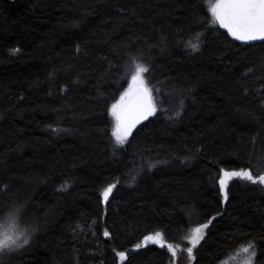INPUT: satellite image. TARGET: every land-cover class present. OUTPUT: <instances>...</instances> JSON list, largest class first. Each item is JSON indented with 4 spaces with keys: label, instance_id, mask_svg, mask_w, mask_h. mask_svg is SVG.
I'll return each instance as SVG.
<instances>
[{
    "label": "trees",
    "instance_id": "trees-1",
    "mask_svg": "<svg viewBox=\"0 0 264 264\" xmlns=\"http://www.w3.org/2000/svg\"><path fill=\"white\" fill-rule=\"evenodd\" d=\"M208 9L0 0V224L29 237L0 264H220L250 243L264 264V185L234 177L225 200L219 183L264 174V42L232 40ZM137 63L157 113L117 145L110 109ZM156 233L163 247H136Z\"/></svg>",
    "mask_w": 264,
    "mask_h": 264
},
{
    "label": "snow or ice",
    "instance_id": "snow-or-ice-1",
    "mask_svg": "<svg viewBox=\"0 0 264 264\" xmlns=\"http://www.w3.org/2000/svg\"><path fill=\"white\" fill-rule=\"evenodd\" d=\"M208 10L211 12L212 23L219 24L224 29H227L228 33L236 40L243 42L264 41V0H215L214 3L209 0ZM189 46L193 50L199 49L198 43L190 44ZM12 52L17 53L19 49H13ZM134 67L135 71L131 75V81L128 87L119 95V99L111 105L110 109L115 122L112 135L115 137L117 145L126 144L132 135L133 129L141 121L147 120L157 113V105L153 97L154 89L149 86V82L145 77V74L149 72V68L139 63L135 64ZM157 91L159 90L157 89ZM149 167H155V165L149 164ZM234 177H239L252 184L264 185V174L253 175L251 169H241L238 171L223 170V177L219 179V183L221 188L225 189V200L228 199L226 191L227 181ZM115 187L116 184H110L103 189L101 195L105 204L108 202L109 196ZM207 227L208 224H202L193 229L190 237L193 247L202 239L203 231ZM110 235L107 230L104 231V236ZM162 236V233H156L157 238L162 239ZM144 239L145 241L153 240V237L146 236ZM28 242L29 237L26 233H18L14 227L0 226V251L5 249L10 251L15 250L23 247ZM161 246L163 247L164 245L161 244ZM136 247L139 248L140 245L137 244ZM167 247L172 249L171 244L167 245ZM254 248L255 246L252 243L244 248L245 252L250 253V259L245 264H252V261L255 259L256 252ZM172 250L174 253L175 250ZM192 251V247L187 249L189 254ZM117 255L121 260H124L127 254L121 251Z\"/></svg>",
    "mask_w": 264,
    "mask_h": 264
},
{
    "label": "rangeland",
    "instance_id": "rangeland-1",
    "mask_svg": "<svg viewBox=\"0 0 264 264\" xmlns=\"http://www.w3.org/2000/svg\"><path fill=\"white\" fill-rule=\"evenodd\" d=\"M153 97H154V102L156 100V97L155 95L153 94ZM223 177V176H222ZM232 178H230L228 181H227V185L228 183L230 182ZM225 191V189H223ZM113 192V191H112ZM112 193L110 194L109 196V199L111 197ZM108 199V200H109ZM8 219H6L5 221H7ZM15 223L11 222L10 221H7L6 224L2 225L0 224V226H4V227H14L15 230H16V227L14 225ZM18 233H20V231H16ZM153 237V240H148V241H143L141 244H140V247L142 246H145L147 244H150V243H155V244H158V245H161L163 244V241L162 239L160 238H157L156 237V234H153L151 235ZM154 241H158V242H154ZM247 245L245 246H241L239 247L237 250H235L231 255H229L228 257H226L220 264H245L246 261H248L250 259V253L249 252H245L244 251V248H246ZM173 249V248H172ZM175 250V249H174ZM256 254H257V250H256V247L254 248ZM251 251V250H250ZM5 252H9V250L5 249L3 251H0V254L2 253H5ZM255 260H256V256H255V259L252 261V264H255Z\"/></svg>",
    "mask_w": 264,
    "mask_h": 264
},
{
    "label": "water",
    "instance_id": "water-1",
    "mask_svg": "<svg viewBox=\"0 0 264 264\" xmlns=\"http://www.w3.org/2000/svg\"><path fill=\"white\" fill-rule=\"evenodd\" d=\"M219 25V24H218ZM219 27H220V29L223 31V32H225L232 40H234V41H236V42H240V43H245V44H255V43H259V42H264V41H260V40H257V41H249V42H243V41H239V40H236L234 37H232L231 35H230V33H228V31H227V29H224L222 26H220L219 25ZM152 117V116H151ZM151 117H149L148 119H150ZM147 119V120H148ZM147 120H143V121H141L134 129H133V132H132V134L134 133V131L140 126V125H142L144 122H146Z\"/></svg>",
    "mask_w": 264,
    "mask_h": 264
}]
</instances>
